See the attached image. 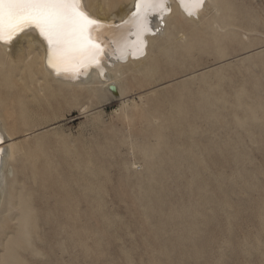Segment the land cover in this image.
Segmentation results:
<instances>
[{
  "label": "rangeland",
  "instance_id": "rangeland-1",
  "mask_svg": "<svg viewBox=\"0 0 264 264\" xmlns=\"http://www.w3.org/2000/svg\"><path fill=\"white\" fill-rule=\"evenodd\" d=\"M232 1L126 101L50 91L27 118L50 181L20 264H264V0Z\"/></svg>",
  "mask_w": 264,
  "mask_h": 264
},
{
  "label": "bare ground",
  "instance_id": "bare-ground-1",
  "mask_svg": "<svg viewBox=\"0 0 264 264\" xmlns=\"http://www.w3.org/2000/svg\"><path fill=\"white\" fill-rule=\"evenodd\" d=\"M168 3L171 10L162 19L159 15L150 17L152 32L145 35L143 48L135 55L129 54L127 58L121 59L119 53L111 51L114 45H109V51L102 61L103 75L95 67L89 68L83 75H58L47 65L46 44L32 29L19 33L9 43L0 42V149H3L0 153V248L5 253L1 264H20L19 251L22 244L30 245L36 229L33 204V197L38 189L36 180L40 175L44 187L50 181L49 162L41 160L39 146H35L36 141H30L39 124H27V118L43 113L44 103L50 100V91L67 100H91L108 94L116 101H126L129 96L124 88V84L128 83L124 82L125 79L130 77L131 81H137L136 78L152 76L159 60L176 48L179 42L186 40L187 29L195 32L200 26L202 30L204 26V31L221 28L218 18L225 10H228V16H232V0H203V5L194 15L186 14L178 0H168ZM83 4L93 17L108 25L98 30L105 37L126 33L131 27L123 22L129 19L135 9V0H83ZM129 39L133 41L135 37L130 36ZM112 84L117 87L118 96L109 91ZM88 111L86 106H82V114H88ZM20 138L23 140H19ZM40 139L42 138L39 137ZM144 156L147 160L151 158L148 152ZM244 205L246 206L245 203Z\"/></svg>",
  "mask_w": 264,
  "mask_h": 264
},
{
  "label": "snow or ice",
  "instance_id": "snow-or-ice-1",
  "mask_svg": "<svg viewBox=\"0 0 264 264\" xmlns=\"http://www.w3.org/2000/svg\"><path fill=\"white\" fill-rule=\"evenodd\" d=\"M178 4L186 14L194 15L203 0H178ZM134 8L123 22L131 25L127 32L105 37L98 30L108 25L93 17L83 0H0V42L9 43L32 29L46 44L47 65L58 75H83L92 67L103 75L102 61L109 45H114L111 51L119 53L121 59L135 55L143 48L145 35L152 32L150 17L159 15L162 19L171 10L168 0H135ZM130 36L135 40L130 41Z\"/></svg>",
  "mask_w": 264,
  "mask_h": 264
},
{
  "label": "water",
  "instance_id": "water-1",
  "mask_svg": "<svg viewBox=\"0 0 264 264\" xmlns=\"http://www.w3.org/2000/svg\"><path fill=\"white\" fill-rule=\"evenodd\" d=\"M135 10V9H134ZM133 10V11H134ZM109 91L112 93V94H114L115 96H118V89H117V87L114 85V84H112V85H110L109 86Z\"/></svg>",
  "mask_w": 264,
  "mask_h": 264
}]
</instances>
